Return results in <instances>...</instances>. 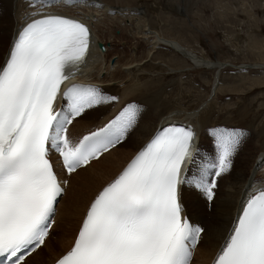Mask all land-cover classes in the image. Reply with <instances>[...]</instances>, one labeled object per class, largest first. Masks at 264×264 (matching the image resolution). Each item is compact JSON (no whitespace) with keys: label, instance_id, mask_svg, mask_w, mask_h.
<instances>
[{"label":"snow or ice","instance_id":"obj_1","mask_svg":"<svg viewBox=\"0 0 264 264\" xmlns=\"http://www.w3.org/2000/svg\"><path fill=\"white\" fill-rule=\"evenodd\" d=\"M31 2L42 9L56 0ZM91 40L80 20L38 10L0 62V264H28L46 245L70 183L61 173L71 176L121 145L144 111L138 102L126 103L102 126L70 138L76 119L119 100L96 84L62 87L86 61ZM208 132L215 155L197 159L191 125L155 131L98 190L73 245L55 264H192L204 229L190 223L182 190L187 186L211 202L247 134L240 127ZM212 264H264V186L242 200Z\"/></svg>","mask_w":264,"mask_h":264},{"label":"bare ground","instance_id":"obj_2","mask_svg":"<svg viewBox=\"0 0 264 264\" xmlns=\"http://www.w3.org/2000/svg\"><path fill=\"white\" fill-rule=\"evenodd\" d=\"M102 1L73 0V2H69L67 7L61 8L57 5H46L41 9L39 4H33L31 0H26V2L25 0H0V62L3 61L2 59L7 48L5 38L10 39L13 29L17 27L22 20L20 17L24 14H27L26 16H28L30 13L38 10L61 8L62 10L77 16L79 19L91 23L95 41H102V38H104L106 39L105 42H110V49L107 48L105 53H101L97 49L93 50L89 57L88 65L84 69L83 76L80 80L88 84L103 82L109 84L110 82H113L111 86L107 84L101 88L108 95L111 91L120 92L121 95H119V98L121 102L117 103L119 108L116 107L117 109L112 111L111 114H114L126 103L137 100V92H139L144 86V84L139 82L143 77L141 72L143 67L141 65L145 64L141 63V61H143V58L146 60L150 52L154 53V48H157L159 44L163 43L160 39L164 37L160 35V31L152 30V27L142 10L139 11L136 8L128 7L127 10L122 11L121 9L118 10V7H116L118 8L116 9ZM77 2H80V4L77 5ZM131 11L134 12L133 15H131ZM94 15L97 18L93 20L91 17ZM129 18L132 20L134 18L137 19L136 27L133 26V29L136 30L135 34L138 36L135 35L134 38L132 37L135 39V42L133 43H131L132 41H129V39H125V42L131 43V45L137 47V52L135 54L125 50L117 51L114 46L116 43L113 41V39L116 38L113 37L111 32L113 27H117L119 23L124 22ZM98 22H102V25L98 24ZM104 28L105 31H107L108 39L105 38L104 34L102 35L101 33H98V31H103ZM124 28L125 26H122V30H127V28ZM115 29H118V27ZM139 37L147 39V41H145L146 43L139 41ZM165 41L168 42L166 45L170 46L175 51L178 50L181 52L183 56L189 58V60L196 66L215 69L217 73L215 74L213 83L214 94L218 86L219 71L225 66V64L221 61H210L198 56L192 49L190 50L186 48L177 40L165 39ZM131 45L129 44V46ZM147 45L148 49L144 50ZM141 49L143 50L140 52ZM112 54H117L116 56H118V59L112 66L114 69L106 72L107 75L103 79L98 78L103 69L108 71V63H110V57H113ZM132 64H134L133 67L130 66ZM167 66L170 67L169 64ZM256 66L261 67L259 63L258 65L256 64L255 67ZM171 67L172 69L176 68V66ZM126 79L129 80L128 84L122 86V84L127 83ZM123 81H125V83H122ZM147 100L149 102L146 100L145 102H138L142 104L144 111L141 114L137 126L132 130L127 140L123 142L120 147L117 146L118 148L116 147L109 153L105 154L99 161L92 163L90 167L79 170L72 176L70 188L60 203V209L56 216L52 234L56 228L60 229L62 224L65 228L56 239L52 240L50 236L48 243H46L42 249L38 250V252L28 260V264H48L51 257L61 254L66 250L92 195L119 171L134 152L147 142L154 129L165 121L181 118L182 120L193 124L200 141L198 147V159L201 156L212 158L211 154L215 151V145L214 142H211V135L209 134L208 129L215 125L210 126V124H207L201 119L200 112L202 109L204 110L205 107H202L199 112L185 113V116L182 114L184 118L180 116L179 111H170L161 116L158 112L156 102H154L151 97ZM111 108L112 104L109 103L89 110L83 118H78L75 121L71 127V132L74 133L76 130L82 131L92 125L103 123L107 117L110 116L109 112ZM100 117H102V119H99ZM255 136L257 135L254 132L248 139L247 137L244 138V142L239 152L234 157L231 170L222 175L219 180L217 192L212 201L210 210H208L205 197L202 194L187 186L184 187L183 202L187 213L194 219L201 221L206 227L203 232L202 242L196 250L193 264H207L209 262L214 251L222 242V236L228 231L244 192L252 187L257 181L264 182V151L258 152V150H256L257 146L253 144ZM195 170L196 166L194 167V171Z\"/></svg>","mask_w":264,"mask_h":264},{"label":"rangeland","instance_id":"obj_3","mask_svg":"<svg viewBox=\"0 0 264 264\" xmlns=\"http://www.w3.org/2000/svg\"><path fill=\"white\" fill-rule=\"evenodd\" d=\"M102 2L118 7L119 9H116L122 11L127 10L128 7L142 10L152 30L160 31V35L164 37L160 39L163 43L154 48V53L150 52L146 60L143 58L141 61L145 64L141 65L143 77L139 82L144 86L137 92V100L132 102H145V100L149 102L147 99L151 97L156 102L161 116L170 111H179L183 118L185 113L199 112L205 107L200 112V117L207 124L242 127L250 130L247 139L255 132L257 136L253 144L257 146L258 152L264 151V0H103ZM133 20L129 18L121 22L123 24L119 23L127 30H122V26L119 25L118 29L113 27L111 30L113 37L116 38L113 41L116 43L114 46L117 51L125 50L134 54L137 52V47L131 45L135 42L134 36H138L133 29V26L136 27L137 19ZM98 24L102 25V22ZM98 33L109 38L105 28ZM102 39L103 42L106 41ZM125 39L132 42L126 43ZM165 39L177 40L204 59L221 61L225 64L219 71L218 86L214 94L213 83L217 73L215 69L196 66L181 52L166 45L168 42ZM139 41L146 43L147 39L139 37ZM8 42L9 39L5 38L6 45ZM148 45L143 49L147 50ZM116 55L114 54L110 59L118 57ZM258 63L261 67H255ZM166 64L176 68L172 69ZM108 65V71L103 69L98 78L103 79L107 75L106 72L114 69L113 65L110 63ZM243 65L250 67L243 70L240 68ZM126 82L123 81L122 83L125 84L122 86L127 85L129 80L126 79ZM100 84V87H104L108 83ZM112 84L113 82H110L108 85ZM128 98L126 99L129 100ZM118 102H121L120 98ZM118 102L111 103L110 114L119 108ZM211 142H214L212 136ZM64 228L63 224L60 229L56 228L51 239H56Z\"/></svg>","mask_w":264,"mask_h":264}]
</instances>
